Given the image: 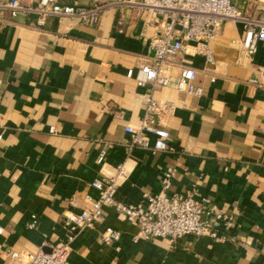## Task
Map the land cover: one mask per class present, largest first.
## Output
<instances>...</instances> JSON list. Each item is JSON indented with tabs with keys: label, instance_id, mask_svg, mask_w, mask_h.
<instances>
[{
	"label": "crops",
	"instance_id": "obj_1",
	"mask_svg": "<svg viewBox=\"0 0 264 264\" xmlns=\"http://www.w3.org/2000/svg\"><path fill=\"white\" fill-rule=\"evenodd\" d=\"M232 2L250 16L264 10V0ZM35 19L0 18V264H21L5 250L33 253L65 242L63 216L87 209V196L97 195L91 181L115 175L118 166L114 198L125 205L157 193L162 172L173 166L169 192L206 198L208 222L225 218L218 238L143 240L108 207L101 222L68 243L69 264H264V87L247 82L253 65L238 60L239 27L220 26L209 44L213 66L190 51L165 64L171 83L152 96L169 106L157 124L169 134L171 154L151 144L128 147L124 130L145 113L147 88L125 74L149 58L144 40L156 28L147 14L107 7L96 26L64 16L36 27ZM254 62L264 64V44ZM182 66L194 69L199 96L175 89ZM103 226L118 231V241L103 243Z\"/></svg>",
	"mask_w": 264,
	"mask_h": 264
},
{
	"label": "built area",
	"instance_id": "obj_2",
	"mask_svg": "<svg viewBox=\"0 0 264 264\" xmlns=\"http://www.w3.org/2000/svg\"><path fill=\"white\" fill-rule=\"evenodd\" d=\"M89 7L65 5L59 0H37L34 4H22L19 0H0V18L7 14L10 18H26L35 15V26L43 27L48 19L64 16L74 17L81 25L96 26L102 11L107 7L139 8L154 22L156 32L146 38L145 45L149 58L135 73L126 71L128 78L133 77L138 88H147L143 96L145 113L136 127L125 126L129 134L128 147H148L153 150L175 153V147L169 143L168 132L158 126L162 116L169 110L166 103L152 96L157 89L170 85V79L164 70L165 64L176 55L187 51L202 56L206 66H213L214 59L210 42L213 41L220 26L229 21L240 29L238 60L245 59L253 65L251 77L247 82L256 87H264V64H256L254 58L260 44H264V10L250 16L238 9L232 0H91ZM195 71L189 66L179 69L175 89L192 96H199L201 88L193 82ZM213 81V78H211ZM56 132L55 127L50 128ZM106 149L102 148L96 157V163L103 165ZM122 172L118 166L113 176H101L91 181L90 187L97 192L95 198L87 196L89 207L78 213L67 212L63 216L62 226L68 236L65 242L45 251L39 249L33 253H18L5 250L21 264H69L68 243L83 230L103 220L105 208H113L124 215L125 220L136 226L137 236L143 240L166 238L170 242L186 236L218 238L216 225L225 219L215 215V225L206 218L208 200L197 197L194 192L184 195L170 193L175 168L168 166L162 172L158 192L143 194L141 202L125 205L115 200L117 176ZM32 226V224H31ZM1 234V228H0ZM103 243L118 241L119 232L109 226H103L99 233ZM0 251H3L0 244Z\"/></svg>",
	"mask_w": 264,
	"mask_h": 264
}]
</instances>
